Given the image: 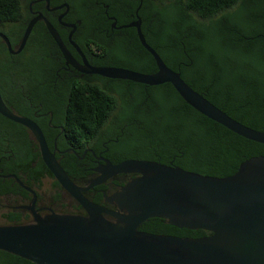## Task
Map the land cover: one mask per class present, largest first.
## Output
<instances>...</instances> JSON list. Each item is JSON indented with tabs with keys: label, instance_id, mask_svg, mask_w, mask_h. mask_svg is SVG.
Listing matches in <instances>:
<instances>
[{
	"label": "trees",
	"instance_id": "16d2710c",
	"mask_svg": "<svg viewBox=\"0 0 264 264\" xmlns=\"http://www.w3.org/2000/svg\"><path fill=\"white\" fill-rule=\"evenodd\" d=\"M69 1L74 12H85V0ZM242 1L186 0L184 8L179 0L174 4L172 0H143L140 14L144 20L149 13L160 16L159 33L163 38L169 39L174 33L178 42L182 37L191 40L186 44V53L177 47H170L166 52L155 48L171 68L181 72L189 85L233 118L264 131V0H254L252 7ZM139 4L137 0L135 8ZM149 4L153 5L152 10L148 9ZM261 5L262 14H253ZM24 13L23 0H0V31L9 37L12 45L20 43L24 35L25 24L19 23ZM32 38L33 34L24 51L12 54L0 37V92L6 103L21 110L53 111V123L64 126L63 141L96 135L114 139L118 135V141L109 140V143L125 151L121 160L135 158L173 163L189 171L217 177L230 176L247 159L264 155L263 143L242 137L206 117L186 103L170 83L147 86L96 75L99 80L130 82L142 90L140 112L118 121L113 118L107 129L103 124L118 105V97L100 87L97 81L84 92L86 98L78 92L80 86H72L69 96L57 101L56 107L27 99L24 83L30 72L21 63L29 61L27 51L35 53ZM143 51V64L130 69L145 73L157 71L151 53L145 48ZM117 123L124 128L123 133L113 130ZM11 126L15 130L16 144L8 147L13 135L8 132ZM25 129L24 125L0 113V167L5 173L47 169L40 151L30 145ZM1 182L9 184L11 181L0 179ZM167 221L150 218L140 229L193 238L212 234L204 229L179 228ZM0 264L35 263L0 250Z\"/></svg>",
	"mask_w": 264,
	"mask_h": 264
},
{
	"label": "water",
	"instance_id": "95a60500",
	"mask_svg": "<svg viewBox=\"0 0 264 264\" xmlns=\"http://www.w3.org/2000/svg\"><path fill=\"white\" fill-rule=\"evenodd\" d=\"M65 5L68 12L70 6ZM33 25L34 22L28 25L18 47L0 31L10 53L18 54L24 49ZM47 26L72 62L71 54L48 20ZM127 26L137 27L139 39L153 56L157 71L145 73L119 66H90L88 73L147 86L170 83L186 103L206 117L242 137L264 144V131L230 116L189 85L180 71L171 68L147 42L140 21ZM0 113L31 130L48 169L87 212L86 215L52 213L42 217L34 211L33 222L2 224L0 250L35 264H264V155L247 159L234 174L225 177L154 160L131 158L107 166L99 163L92 170H99L103 175L82 187L58 161L40 126L13 112L1 92ZM120 173L137 176L111 197L103 191L106 201L118 204V210L84 194L90 187ZM154 217L167 219L179 228L204 229L212 234L193 238L140 230L144 221Z\"/></svg>",
	"mask_w": 264,
	"mask_h": 264
},
{
	"label": "flooded vegetation",
	"instance_id": "af4514ba",
	"mask_svg": "<svg viewBox=\"0 0 264 264\" xmlns=\"http://www.w3.org/2000/svg\"><path fill=\"white\" fill-rule=\"evenodd\" d=\"M136 1L85 0V12L81 14L74 12L69 0H23L25 13L19 23L25 24L26 30L28 25L34 22L29 38L33 34L32 44L35 51V53L30 50L27 51L29 61L21 63L30 72V77L24 83L27 92L24 97L29 100L43 101L46 106L56 107L57 101L69 96L72 86H80L77 87V90L83 98H86L84 92L87 93L90 84L97 81L100 87L118 97V105L108 116V120L104 122V129L110 126L113 118L118 121L125 116L137 115L142 108V101L139 99L142 90L139 87L130 82L99 80L96 77L97 74L88 73L86 70L90 66L136 68L143 64V49L145 47L139 39L137 27L127 26L132 22L140 21L147 42L163 52H166L170 47H177L186 53V44L191 43V40L182 37L178 42L174 33L170 34L169 39L163 38L159 33L160 16L156 13H149L144 20L140 10L137 14L139 6L135 8L134 3ZM179 1L185 8L186 0ZM175 2L176 0H172L173 4ZM242 2L244 5L252 7L254 0H243ZM65 4L70 6L68 12H66ZM61 5L62 8L56 9ZM148 9L152 10L153 5L149 4ZM262 12L263 7L261 5L253 14L260 16ZM47 20L59 33L71 54L72 62L68 60L51 34ZM19 44L17 41L13 46L18 47ZM179 69H181V65H179ZM6 104L16 114L28 117L40 126L50 149L77 185L85 187L89 180L102 176L101 171L92 170L98 168L100 164L107 166L109 163L122 161L120 157L124 155L125 151L120 146L109 143V140L118 141V135L114 139H106L104 135H96L95 137L86 136L84 138L79 136L72 142L63 141L61 135L64 132V126L53 123L55 118L53 111L44 113L42 110L35 109L21 110L13 104ZM119 125L117 123L113 130L123 133L124 128ZM25 128L28 140L31 142L30 145L40 151L37 138L31 130L26 126ZM8 132L13 135L9 138L10 141L8 140L7 146L13 147L16 144L15 130L11 126L8 128ZM50 140L51 143H49ZM49 171L48 167L47 169L39 167L33 170L21 169L17 174L15 172L5 173V170L0 167V179L11 181L9 184L0 183V225L33 222L35 220L34 211L42 217L52 213L87 214L76 198ZM12 175L19 178L25 185L30 186L36 195L24 188L18 179ZM136 176L137 174L129 173L111 176L104 182L90 187L84 191V194L103 206L118 210V204L114 203V206L106 201L104 192L107 197H111L122 190L120 187H123ZM107 217L112 219L111 216Z\"/></svg>",
	"mask_w": 264,
	"mask_h": 264
}]
</instances>
